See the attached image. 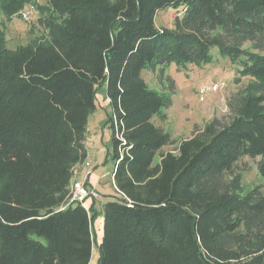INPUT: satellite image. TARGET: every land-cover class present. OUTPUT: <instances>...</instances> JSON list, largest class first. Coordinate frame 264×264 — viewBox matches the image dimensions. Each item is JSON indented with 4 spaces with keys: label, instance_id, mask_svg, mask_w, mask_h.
Segmentation results:
<instances>
[{
    "label": "trees",
    "instance_id": "1",
    "mask_svg": "<svg viewBox=\"0 0 264 264\" xmlns=\"http://www.w3.org/2000/svg\"><path fill=\"white\" fill-rule=\"evenodd\" d=\"M42 1L45 35L13 50L0 38V264L90 263L96 215L69 186L100 83L117 196L103 204L97 264H264V184L244 191L233 174L248 157L264 181V0ZM168 7L181 9L173 28H156ZM213 48L247 84L226 121L161 152L176 143L152 120L171 93L142 72L172 91L166 68L208 64Z\"/></svg>",
    "mask_w": 264,
    "mask_h": 264
},
{
    "label": "rangeland",
    "instance_id": "2",
    "mask_svg": "<svg viewBox=\"0 0 264 264\" xmlns=\"http://www.w3.org/2000/svg\"><path fill=\"white\" fill-rule=\"evenodd\" d=\"M4 3L5 0H0V38L3 37L6 49L13 50L34 40L35 37L45 35L46 30L42 24L49 12L42 6V0H28L23 9L13 15L5 14L2 9ZM180 13V8L171 7L158 11L154 19L155 27L173 28L174 17ZM210 55L212 56L211 62L200 67L187 63L178 68L175 64H170L166 68L165 75L174 81L172 91L167 88V80L164 79L163 83L159 82V70L142 72V78L149 88L171 93L172 105L163 110L164 119L160 120L155 117L152 120L154 125L170 133L176 143L173 146L163 147L162 152H173L180 141L191 135L195 126L202 127L214 117L226 121L227 99L247 84L248 80L245 78L238 85L234 84L233 78L237 76V64L221 56L216 48L211 49ZM213 83H223L224 87L221 92L210 94L201 102L197 96V87ZM95 106L87 123L85 143L88 145V158L83 170L76 176V179L85 180L87 172L93 171L90 177L91 182L94 183L93 191L88 183L87 187L91 194L85 198L89 200L83 202V205L89 208V201H92L93 212L91 213L96 215L92 223L93 243L89 264H97L98 261V244L102 237L103 204L109 198L117 196L111 177L113 163L109 156L111 135L107 120L111 114V108L105 96V86L102 83L96 86ZM78 171L79 167H76L74 175ZM233 174L240 176L244 191L264 184L256 168V159L242 158L234 166Z\"/></svg>",
    "mask_w": 264,
    "mask_h": 264
},
{
    "label": "built area",
    "instance_id": "3",
    "mask_svg": "<svg viewBox=\"0 0 264 264\" xmlns=\"http://www.w3.org/2000/svg\"><path fill=\"white\" fill-rule=\"evenodd\" d=\"M224 87L223 83H213V84H203L197 87V96L201 102L204 101L206 96L210 94H217L221 92ZM91 173L89 174V176ZM70 199L71 201L83 202L86 197L91 194V191L88 190L85 183L78 180H73L70 183Z\"/></svg>",
    "mask_w": 264,
    "mask_h": 264
},
{
    "label": "crops",
    "instance_id": "4",
    "mask_svg": "<svg viewBox=\"0 0 264 264\" xmlns=\"http://www.w3.org/2000/svg\"><path fill=\"white\" fill-rule=\"evenodd\" d=\"M86 146H88V145H86ZM87 149H88V147H87ZM161 152H162V150H161ZM165 152H168V151H165ZM107 156H108V154H107ZM87 158H88V156H87ZM86 161H87V159H86ZM85 161V162H86ZM85 162L83 163V164H80V165H77L76 167H79V171L77 172V174L76 175H74V177H73V179H72V181L73 180H78V181H82V182H84L85 183V185H86V187H87V184L89 183L90 185H91V191H93V185H94V183H92L91 182V180H90V177L93 175V171L92 170H90V171H88L87 172V177H86V179L84 180H79V179H76V176H78L79 174H80V172L83 170V168H84V165H85ZM75 167V168H76ZM76 173V172H75ZM91 173V175L89 176V174ZM84 178H85V176H84ZM88 188V187H87ZM110 199V198H109ZM85 200H89V199H85ZM84 202V201H83ZM89 203H90V205H91V203H92V201H89ZM101 221H102V218H101Z\"/></svg>",
    "mask_w": 264,
    "mask_h": 264
}]
</instances>
